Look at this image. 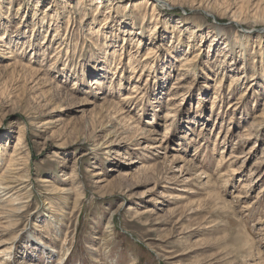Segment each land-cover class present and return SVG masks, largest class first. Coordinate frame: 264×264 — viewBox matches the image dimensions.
Masks as SVG:
<instances>
[{"label": "rangeland", "instance_id": "rangeland-1", "mask_svg": "<svg viewBox=\"0 0 264 264\" xmlns=\"http://www.w3.org/2000/svg\"><path fill=\"white\" fill-rule=\"evenodd\" d=\"M0 1V264H264V0Z\"/></svg>", "mask_w": 264, "mask_h": 264}, {"label": "bare ground", "instance_id": "bare-ground-1", "mask_svg": "<svg viewBox=\"0 0 264 264\" xmlns=\"http://www.w3.org/2000/svg\"><path fill=\"white\" fill-rule=\"evenodd\" d=\"M147 0H141V1H139V2H137V4L139 3V4H142V3H145ZM2 8V3H1V1H0V9ZM24 16L25 15H22L21 17L22 18H24ZM0 17H1V15H0ZM236 17H238V16H236ZM7 18V17H6ZM1 22L2 21H0V24H1ZM35 26H37V22L34 24ZM43 25V24H42ZM102 26V25H101ZM157 27V26H156ZM156 27H155V29H156ZM5 31H6V29H5ZM99 31L100 30H93V32H91V34H92V36L93 35H97V33H99ZM91 36V37H92ZM45 37H46V35H45ZM5 45V44H4ZM107 52H111V54H112V58H106V60L104 61V63H107V65L109 64V66H112L113 64H118V63H120L121 62V60H122V54H123V51H121V53L120 52H118L116 49H114V50H112V51H107ZM12 53V52H11ZM57 53H60V50H56V53L54 54V55H56ZM118 54V55H117ZM53 55V56H54ZM66 55H67V58H68V56H69V50H67L66 51ZM9 57H12V56H9ZM109 59V60H108ZM112 59H113V61H112ZM117 60H119V62H116ZM133 62H132V60H130L129 62H128V66L129 67H131V68H133L132 66H133V64H132ZM75 64V63H74ZM111 64V65H110ZM117 68H119V64H118V66H116ZM112 68L111 70H115V72L117 71V68ZM113 70V71H114ZM135 71V70H134ZM38 77V76H37ZM100 82V81H99ZM121 83V82H120ZM136 89H138V87H136ZM134 90V91H137V90ZM54 90V89H53ZM59 96V95H58ZM131 97H134L133 96V94H127V95H124L123 96V100H126V99H129V98H131ZM119 110H121L120 108H119ZM2 159H4V158H2ZM11 160V159H10ZM15 162H14V159H12L11 160V162H10V164L9 165H13ZM234 170H236V168H234Z\"/></svg>", "mask_w": 264, "mask_h": 264}]
</instances>
